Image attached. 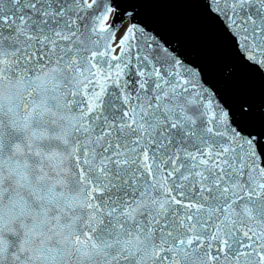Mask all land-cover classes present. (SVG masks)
Instances as JSON below:
<instances>
[{
  "label": "snow or ice",
  "instance_id": "obj_1",
  "mask_svg": "<svg viewBox=\"0 0 264 264\" xmlns=\"http://www.w3.org/2000/svg\"><path fill=\"white\" fill-rule=\"evenodd\" d=\"M0 264H264V0H0Z\"/></svg>",
  "mask_w": 264,
  "mask_h": 264
},
{
  "label": "water",
  "instance_id": "obj_2",
  "mask_svg": "<svg viewBox=\"0 0 264 264\" xmlns=\"http://www.w3.org/2000/svg\"><path fill=\"white\" fill-rule=\"evenodd\" d=\"M183 10L169 7H157L150 9V12L162 19H172L179 16Z\"/></svg>",
  "mask_w": 264,
  "mask_h": 264
}]
</instances>
